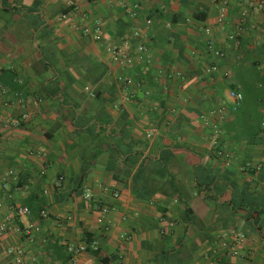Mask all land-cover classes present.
Here are the masks:
<instances>
[{
  "label": "crops",
  "instance_id": "0c3cea01",
  "mask_svg": "<svg viewBox=\"0 0 264 264\" xmlns=\"http://www.w3.org/2000/svg\"><path fill=\"white\" fill-rule=\"evenodd\" d=\"M256 1L228 0L220 22L221 0H0V184L9 185L0 219L13 217L0 235V264H15L11 248L29 264L113 256V264H168L166 251L179 246L186 255L173 264H264V13ZM85 25L89 35L75 29ZM207 28L225 53L213 75ZM141 43L150 59L126 70L113 64L109 45L136 56ZM123 73L136 81L130 92L117 81ZM232 87L246 98L241 120L228 113L214 147L204 120L230 106ZM247 114L259 132L236 137ZM17 205L31 214L17 216ZM233 231L245 237L228 257Z\"/></svg>",
  "mask_w": 264,
  "mask_h": 264
},
{
  "label": "built area",
  "instance_id": "2783aa9c",
  "mask_svg": "<svg viewBox=\"0 0 264 264\" xmlns=\"http://www.w3.org/2000/svg\"><path fill=\"white\" fill-rule=\"evenodd\" d=\"M227 5H228V0H221L220 15H219L220 22H223L226 19ZM252 7H254L256 11L264 13V0H257L252 4ZM130 13L134 15L133 10H130ZM245 17H246V13H243L242 22L245 21ZM146 23L147 25H151L152 20L148 19ZM75 29L82 31V33H84L85 35H89L91 33L90 27L86 25L83 26L82 28H80V26H75ZM97 32H99V29H97ZM205 33L208 36L206 43V50L215 60V62H213L207 67L206 72L209 75H213L214 73L219 71V67L216 61L224 58L225 53L221 48H218L214 45L212 39L210 38L211 30L209 28L205 30ZM133 35L135 37L141 36L139 31H135ZM230 39L236 40V36L231 35ZM125 43L126 44L129 43V39H127ZM107 50L111 56L113 64L120 67L122 70L132 69L134 67L136 59L139 61H147L148 59H150L148 49L143 43L137 46L136 56L127 54L123 46L120 45H115V44L109 45ZM179 75L180 74H168L167 79L173 80L174 78H178ZM117 81L119 82L121 89L124 92H130V90L136 86V81L133 78V76L126 75L124 73L118 75ZM228 98L231 102L230 106L225 104L213 109L209 117L205 118L204 120L205 126L212 127L211 129H213L212 145L214 147L218 146L219 144L220 122L224 120V118L228 115V113L236 111L240 107L241 103L244 100V94L240 90L231 89L228 92ZM153 135H154L153 130L147 133L148 138H152ZM9 175H13V172L12 171L9 172ZM60 181H62V178H60ZM8 186L9 185L6 178L0 184V196L4 195L8 191ZM15 214L17 216L22 217V216H29L31 212L27 206L17 205L15 207ZM12 222H13V217L11 216H5L3 219H0V235H4L8 231V226ZM36 230L37 228H35L33 225H30L28 229V234L31 235ZM244 237H245L244 234L233 231L230 239V243L223 244L225 247V255H227L228 257L238 256L239 250L237 248V245L239 241L244 239ZM10 251L11 253L15 254V259H14L15 264H29L27 260L24 258L23 252L21 250H17L16 248H11Z\"/></svg>",
  "mask_w": 264,
  "mask_h": 264
},
{
  "label": "trees",
  "instance_id": "16d2710c",
  "mask_svg": "<svg viewBox=\"0 0 264 264\" xmlns=\"http://www.w3.org/2000/svg\"><path fill=\"white\" fill-rule=\"evenodd\" d=\"M246 85V84H245ZM234 87H232L233 89ZM245 97H244V101H245ZM244 103V102H243ZM243 107V106H242ZM242 107L238 108L236 111L233 112L232 116H233V124L235 122V124H237V122L239 120H241V116H240V111L242 109ZM246 113V112H244ZM243 114V113H242ZM245 116H250V114L247 115H243V127L238 130L237 126H236V133L235 136L236 137H247L248 139L255 137L259 131H255L254 129H249V124H248V119ZM237 121V122H236ZM262 204H264V200L262 201ZM187 212H192L190 208H186ZM258 213L260 214H264V210H259ZM86 249L92 253H94V255L99 256V249L96 248V246H94V242L91 239L87 240V247ZM184 248L182 246H179L178 250H175V254H171L169 251H166V253L168 255H170V257L166 258L165 260H167L168 264L170 263H177L178 261L176 260V258L179 256L180 253L182 254V258H185L184 255H186V252L183 250ZM174 251V249L172 250ZM117 256H113L112 258H101V262L103 264H113V262L117 259Z\"/></svg>",
  "mask_w": 264,
  "mask_h": 264
}]
</instances>
